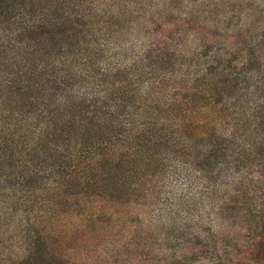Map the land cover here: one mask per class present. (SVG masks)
Listing matches in <instances>:
<instances>
[{"label": "trees", "instance_id": "1", "mask_svg": "<svg viewBox=\"0 0 264 264\" xmlns=\"http://www.w3.org/2000/svg\"><path fill=\"white\" fill-rule=\"evenodd\" d=\"M146 1L0 0V264H88L41 225L73 198L94 229L100 201L147 209L119 264H264V6L235 51L237 0H154L179 30L131 42ZM180 178L197 200H169Z\"/></svg>", "mask_w": 264, "mask_h": 264}, {"label": "rangeland", "instance_id": "2", "mask_svg": "<svg viewBox=\"0 0 264 264\" xmlns=\"http://www.w3.org/2000/svg\"><path fill=\"white\" fill-rule=\"evenodd\" d=\"M146 2L148 3V5L139 7L138 10L134 9L130 11V13H127V15H125L126 21L125 18L124 21L126 22V24H124V26H130L131 28L129 30H126L125 33H127L126 37L131 42H135V40L138 38L146 40L147 36H151L156 33L158 34L159 38H164L166 36H169L171 33L177 32L179 30L181 26L179 17H182V15L179 16L178 14H174L168 17L169 13L164 14V12H158V10L161 9V4L156 3L154 0H147ZM235 3V6L231 8V12L226 14L224 13V15L222 16L223 18L220 19L221 21L218 23V29L216 27L215 28L217 29V32H220L221 34L234 35V39L231 41V46L234 47L235 51H238L242 48H245L242 44V38L241 36H239V33L241 32L242 28L247 27L245 23L247 22L248 18L253 17H248L247 13L252 9L255 10L257 6L263 7L264 0H237V2ZM106 6H108V4H106ZM234 8L236 10V15H232V9ZM4 27L11 29V26L8 24H5ZM1 34L3 35V33ZM181 36L185 37V34L183 33V35ZM223 37L225 38L227 36ZM216 38L218 41H220L222 37ZM182 116L183 114L179 113V117L182 118ZM168 191L170 201L176 191H179L183 198L189 199V197H194L197 200V197H195V194L197 192L195 185L191 184L184 178L178 179L175 184L172 183L171 187L168 188ZM75 202V198L68 200V202L66 200H59L58 205L53 206V209H55L56 213L53 212L52 214L49 213L48 215L56 216L57 214L56 218H47L46 221L41 225L46 226L48 230L54 231V233L56 234H63L61 236L62 245L60 246L62 250L67 255L74 256L76 260H79V262L88 264H108L109 262H112L114 259L112 258V255L108 253L112 246H117V248H119L124 254L123 243H126L125 236L129 235L134 230L133 228L130 229V226L132 224L130 222L131 219L140 217L145 221L151 216L146 213V208H144L143 206L135 205H131L128 208L125 207L124 211H121L119 215H115L117 210L116 206L108 203L105 204L100 201L97 204V208L99 206L98 213H103L102 216H105V218H113V220L110 224L104 227V225L101 224L104 220L103 217L102 221H100L99 223V229H94L89 221L88 216L83 212H78V207L77 205H75ZM79 203L85 205L87 204L89 205V208L92 207L85 200H82ZM25 208V206H21L19 213L24 214L22 210ZM24 215H28V212H26ZM118 220L119 222H117ZM3 221V218L0 219V223H3ZM120 222L122 226L120 225ZM124 224L127 225L128 229L125 228ZM133 226H135V224ZM3 228H6V225H4ZM162 228V225H160L155 230L159 232L162 231ZM65 229H68L69 231L67 233H64ZM20 230H23V226H21ZM73 230H76V232H74ZM118 230H120L119 235L117 233ZM121 231L124 236L123 234H121ZM15 232L16 230L6 234L5 239L3 240L4 246L0 247V252L2 250L8 249V247L12 244V241L8 240V238L13 237ZM116 240L117 243L115 244ZM116 256L117 254L115 255V257ZM119 258L120 257L115 258L114 260L117 264H119ZM193 264L211 263L209 262V260H202L199 262H194Z\"/></svg>", "mask_w": 264, "mask_h": 264}]
</instances>
